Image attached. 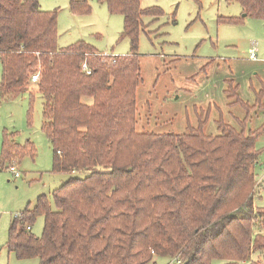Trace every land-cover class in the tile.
<instances>
[{
	"label": "trees",
	"instance_id": "obj_1",
	"mask_svg": "<svg viewBox=\"0 0 264 264\" xmlns=\"http://www.w3.org/2000/svg\"><path fill=\"white\" fill-rule=\"evenodd\" d=\"M227 1L241 4L243 18L264 19V0ZM104 2L124 16L127 55L100 53L85 40L61 48L56 10H43L40 0H0V97L32 96L36 85L53 172L71 175L53 191L55 208L41 195L16 216L9 251L41 264H150L155 256L182 264L250 261L264 252V207L254 205L260 131H238L220 119L222 133L207 135V117L184 134L138 131L139 34L144 16L163 11L143 9L141 0ZM71 10L86 14L91 7L71 0ZM226 93L250 110L238 85ZM26 154L36 155L35 145L6 132L1 162ZM40 215L45 228L36 236L32 224Z\"/></svg>",
	"mask_w": 264,
	"mask_h": 264
},
{
	"label": "rangeland",
	"instance_id": "obj_2",
	"mask_svg": "<svg viewBox=\"0 0 264 264\" xmlns=\"http://www.w3.org/2000/svg\"><path fill=\"white\" fill-rule=\"evenodd\" d=\"M86 1L91 11L76 14L71 0H40L43 10L57 11L59 47L85 40L103 54H129L130 39L120 37L124 16L111 13L104 0ZM141 6L158 7L163 14L144 16L139 34L142 82L137 91V130L184 134L199 126L200 117H207L203 127L207 135L222 133L220 119L238 131H260L255 143L260 153L254 168V205L264 207V19L243 18L241 4L227 0H141ZM253 47H257V59L250 57ZM229 85L234 94L238 85L239 97L250 110L229 98ZM37 90L34 85L32 96L0 97V157L6 132L17 143L30 140L36 148V155L0 160V264H41L37 257L19 259L9 251L10 228L16 216L27 207L33 209L41 195L55 208L53 191L71 176L53 172L54 150L42 130L44 98ZM12 164L21 177L9 171ZM44 228L45 218L40 215L32 233L42 236ZM172 260L155 256L150 264H171ZM251 261L264 264V252L232 264ZM212 264L227 261L214 259Z\"/></svg>",
	"mask_w": 264,
	"mask_h": 264
},
{
	"label": "built area",
	"instance_id": "obj_3",
	"mask_svg": "<svg viewBox=\"0 0 264 264\" xmlns=\"http://www.w3.org/2000/svg\"><path fill=\"white\" fill-rule=\"evenodd\" d=\"M250 57L252 59H257V47H253L250 51ZM83 69L86 71V73L90 74L91 73V69L88 67V64L87 63H84L83 64ZM39 80V74L36 73V74H33L32 75V81L33 82H36ZM9 171L13 173V175L16 177V178H19L21 177V172L18 170L17 166L12 164L9 166ZM31 227L28 226V230H30ZM183 262L180 260V259H173L172 260V263L171 264H182Z\"/></svg>",
	"mask_w": 264,
	"mask_h": 264
},
{
	"label": "crops",
	"instance_id": "obj_4",
	"mask_svg": "<svg viewBox=\"0 0 264 264\" xmlns=\"http://www.w3.org/2000/svg\"><path fill=\"white\" fill-rule=\"evenodd\" d=\"M2 76V75H1ZM0 80H1V78H0Z\"/></svg>",
	"mask_w": 264,
	"mask_h": 264
}]
</instances>
